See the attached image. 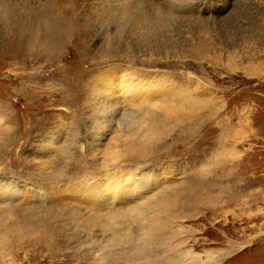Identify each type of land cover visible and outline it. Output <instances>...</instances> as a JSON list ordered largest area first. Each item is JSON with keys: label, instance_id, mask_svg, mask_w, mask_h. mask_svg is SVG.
Returning a JSON list of instances; mask_svg holds the SVG:
<instances>
[{"label": "rangeland", "instance_id": "obj_1", "mask_svg": "<svg viewBox=\"0 0 264 264\" xmlns=\"http://www.w3.org/2000/svg\"><path fill=\"white\" fill-rule=\"evenodd\" d=\"M133 77L156 97L103 132L96 89ZM114 170L163 176L164 209L155 190L145 215L98 211L81 185L104 190ZM12 186L28 198L0 202V264H264V0H0ZM158 221L181 234L160 244L145 229Z\"/></svg>", "mask_w": 264, "mask_h": 264}, {"label": "bare ground", "instance_id": "obj_2", "mask_svg": "<svg viewBox=\"0 0 264 264\" xmlns=\"http://www.w3.org/2000/svg\"><path fill=\"white\" fill-rule=\"evenodd\" d=\"M131 7L132 8L134 7L132 10H135L134 5H132ZM169 7L172 8L171 5H169ZM128 11H129V9H128ZM136 11H134V12L129 11L130 13L128 14V16L130 17V19L132 21L139 22L142 20V12L143 11H141V9L138 10L137 12ZM153 16L154 15L147 13V16H146V17H148L147 21L150 20V22H151V19L153 20ZM144 21H146V19ZM147 80L148 79L137 78V77H133V79L132 78H130V79L122 78L120 83H118L115 86L112 83V84H105V86H103V88H101V87L97 88L95 92H98L99 94L101 93L102 96H105V97H103L101 100L98 99L95 101V103H93V106L95 108L94 111H95V114L97 115V119H98L97 121H95V125H100L103 132H106V131H108V125L110 124L111 117H112V115H114V113H116V112L120 113L123 111L122 115H123L124 120L128 119L126 117H129V114H131L130 117L134 116L133 115L134 110H135L134 107L139 105V104H137V101H139L141 98L147 99V97H150V98L156 97V94L158 93L159 90H157V88H155V87H150V86L145 85ZM138 107H140V106H138ZM123 118L121 117V120H120L121 124H119V126L117 125L118 126L117 129L119 130V132H122V133L125 132L127 134V138H130V139H132L133 137H136L138 131H135L134 128L124 129V130L121 128V126L123 125L122 124ZM143 120L146 122V119H143ZM150 129L151 128L146 130L147 134L145 133V136L141 140H144L146 137L149 138L151 135L159 133V132H157L158 131L157 129L151 130V131H150ZM101 134H102V132H99V133L96 132V136L101 135ZM95 139H98V137ZM114 141H115L114 147L116 150L113 154L112 160H114V162H115L119 158L122 157L119 154L120 151L117 150L118 146L116 144L119 141H121V138L116 137L114 139ZM132 151H134V150H132ZM114 162L112 161L111 164H113ZM103 173H105V172L103 171ZM121 173H122V176L120 175ZM126 175H127V177H126ZM102 176H104V175H102ZM105 176H106V178L104 177L105 179L103 181H105V183H108L107 185L109 187L104 189V190L100 189L99 185H97L96 183H92V182L89 183V181H87L85 183V185L84 184L81 185V188H80V192H82L83 195H85V196L89 195L90 198L86 196L87 198H89V202H94L98 206V211H124L126 213L129 212L132 214L135 213L136 211H139V215H145V211L147 209H151V206H152V205L147 206V204H152V201H153V200H151L152 197H148V196L150 194L154 193L155 190L162 188V187L160 188L159 186H160L161 180L163 179V176L161 177V176L157 175L156 178H145V177H141V176H136L131 171H129V172L128 171H123V172H121V171L116 172L115 171L114 173L112 172V174L110 172H107L105 174ZM160 178H162V179H160ZM99 181H102V180H99ZM106 181H108V182H106ZM99 184H100V182H99ZM100 186H101V184H100ZM161 191L162 190H159L158 191L159 193L156 192L154 194V198H159L162 200V202L156 207L157 211H162L164 209L162 203H165V201H166V200L164 201V199L162 197H160ZM26 193H27V191H24V193H23V191H18L15 188V186L9 187L8 189L0 187V202L5 203V201H7V200L18 199L21 197L23 199L28 198V197H26L27 196ZM34 193H37V192H33V194ZM44 193L38 192V194L36 196L39 197V195H45L46 193L45 194ZM33 194H31V195H33ZM24 195H26V196L24 197ZM116 213L117 212H115L114 214H116ZM113 216H115V215H113ZM99 217H100V215L95 217V220H98ZM145 229L153 237H155L157 235H161V236L162 235L163 236L168 235L170 237V238L167 237L166 239L163 238V240L160 241V244L165 243L167 239H172V238L174 239V238L178 237V235L181 234L179 232H176L172 228L171 224L163 223L162 221H158V223H156L155 225L148 226ZM152 242L154 244L157 243L156 240H155V242L154 241H152ZM94 245H97V244H94ZM91 246H93V244ZM103 250H104V248L99 250L100 251V256H99L100 258L99 259L102 261H104V259H105V255L103 254ZM139 254L143 256V251H140ZM192 264H210V262L205 263L204 261L199 259L198 256H193L192 257Z\"/></svg>", "mask_w": 264, "mask_h": 264}]
</instances>
